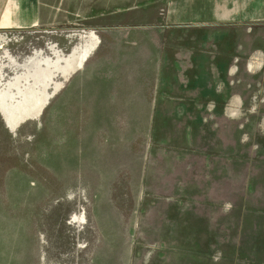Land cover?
Masks as SVG:
<instances>
[{"label":"rangeland","instance_id":"374dc122","mask_svg":"<svg viewBox=\"0 0 264 264\" xmlns=\"http://www.w3.org/2000/svg\"><path fill=\"white\" fill-rule=\"evenodd\" d=\"M121 6L0 29V264H264V24Z\"/></svg>","mask_w":264,"mask_h":264},{"label":"crops","instance_id":"0c3cea01","mask_svg":"<svg viewBox=\"0 0 264 264\" xmlns=\"http://www.w3.org/2000/svg\"><path fill=\"white\" fill-rule=\"evenodd\" d=\"M121 3L122 0H0V29L34 27L57 21L62 13L71 19H89L95 13L105 18L107 8L121 11ZM163 4L167 7L166 21L176 26L264 24V0H163ZM139 5L142 4L133 3V7ZM119 14L115 11L114 17Z\"/></svg>","mask_w":264,"mask_h":264},{"label":"bare ground","instance_id":"6f19581e","mask_svg":"<svg viewBox=\"0 0 264 264\" xmlns=\"http://www.w3.org/2000/svg\"><path fill=\"white\" fill-rule=\"evenodd\" d=\"M97 39V38H96ZM98 47V46H97ZM95 48V44H94V46H93V49ZM94 50H96V49H94ZM89 54H90V52H88V53H85V54H83L82 55V57H81V59H80V61H79V66H82L83 65V63L84 62H86L87 61V59L89 58ZM92 54V53H91ZM76 61V60H75ZM67 62V61H66ZM69 63V62H68ZM70 65V64H69ZM73 65V64H72ZM84 66V65H83ZM74 67V66H73ZM57 68V67H56ZM74 69V68H73ZM65 72V71H64ZM48 81V80H47ZM46 84H47V82H46ZM51 84V83H50ZM1 85V84H0ZM4 91V90H3ZM48 93L46 92V89H43V92H42V94L37 98V100L35 101V102H33L32 104H30V101H28L29 100V95H30V92L29 91H25L24 92V94H23V96H24V98L26 97V99H25V101H26V104H25V107H24V109L22 110V111H20L19 113H17L18 114V118H19V120H22V119H24V118H26V120L27 119H29V117H34V116H36V115H38L40 112H41V110L43 109V107H44V103H45V101L47 100V97H48V95H47ZM4 95H5V93H4ZM6 96V95H5ZM37 96V95H36ZM2 96H0V108H1V110L5 113V115H7L8 116V114L10 115V109H11V106H10V109L8 108V105H6L7 104V102L5 103V99H3L4 98V96H3V98H1ZM19 97H20V95H19ZM31 98V97H30ZM19 103V102H18ZM16 108V107H15ZM17 109V108H16ZM12 110V109H11ZM13 112H15L14 110H13ZM13 112H11V113H13ZM16 113V112H15ZM12 116V115H11ZM28 117V118H27ZM12 119H13V117H12ZM14 120V119H13ZM17 120V119H16ZM19 120H17V121H19ZM23 122V121H22Z\"/></svg>","mask_w":264,"mask_h":264}]
</instances>
